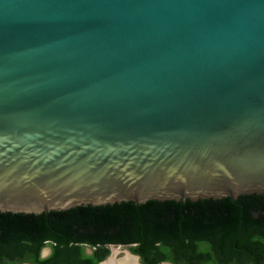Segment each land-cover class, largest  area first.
<instances>
[{
  "label": "water",
  "instance_id": "obj_1",
  "mask_svg": "<svg viewBox=\"0 0 264 264\" xmlns=\"http://www.w3.org/2000/svg\"><path fill=\"white\" fill-rule=\"evenodd\" d=\"M249 193L264 0H0V212Z\"/></svg>",
  "mask_w": 264,
  "mask_h": 264
},
{
  "label": "trees",
  "instance_id": "obj_2",
  "mask_svg": "<svg viewBox=\"0 0 264 264\" xmlns=\"http://www.w3.org/2000/svg\"><path fill=\"white\" fill-rule=\"evenodd\" d=\"M111 244L143 264H264V193L0 212V264H97Z\"/></svg>",
  "mask_w": 264,
  "mask_h": 264
},
{
  "label": "bare ground",
  "instance_id": "obj_3",
  "mask_svg": "<svg viewBox=\"0 0 264 264\" xmlns=\"http://www.w3.org/2000/svg\"><path fill=\"white\" fill-rule=\"evenodd\" d=\"M119 253L118 251H116L115 249L112 250V260L110 263L108 264H116V254ZM121 260H125L124 262H121L120 264H136L133 258L127 257L126 255H124V257L121 258Z\"/></svg>",
  "mask_w": 264,
  "mask_h": 264
},
{
  "label": "flooded vegetation",
  "instance_id": "obj_4",
  "mask_svg": "<svg viewBox=\"0 0 264 264\" xmlns=\"http://www.w3.org/2000/svg\"><path fill=\"white\" fill-rule=\"evenodd\" d=\"M89 249L88 248H86L85 249V251L88 253L89 251H88ZM51 253V249H50V247L49 246H43L42 247V249L40 250V257L41 258H45V257H47L49 254ZM162 262V261H161ZM161 262H159L158 264H160ZM24 263H28V264H31V263H29V262H21V263H16V264H24Z\"/></svg>",
  "mask_w": 264,
  "mask_h": 264
},
{
  "label": "rangeland",
  "instance_id": "obj_5",
  "mask_svg": "<svg viewBox=\"0 0 264 264\" xmlns=\"http://www.w3.org/2000/svg\"><path fill=\"white\" fill-rule=\"evenodd\" d=\"M118 256H121V253H117V254H116V257H118Z\"/></svg>",
  "mask_w": 264,
  "mask_h": 264
}]
</instances>
